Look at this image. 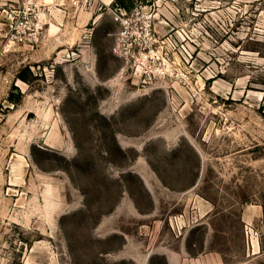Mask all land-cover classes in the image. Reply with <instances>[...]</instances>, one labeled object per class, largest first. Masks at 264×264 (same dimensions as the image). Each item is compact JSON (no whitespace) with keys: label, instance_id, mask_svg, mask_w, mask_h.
I'll return each mask as SVG.
<instances>
[{"label":"rangeland","instance_id":"1","mask_svg":"<svg viewBox=\"0 0 264 264\" xmlns=\"http://www.w3.org/2000/svg\"><path fill=\"white\" fill-rule=\"evenodd\" d=\"M116 1L0 0V264H264V0Z\"/></svg>","mask_w":264,"mask_h":264},{"label":"built area","instance_id":"2","mask_svg":"<svg viewBox=\"0 0 264 264\" xmlns=\"http://www.w3.org/2000/svg\"><path fill=\"white\" fill-rule=\"evenodd\" d=\"M19 7L11 32L10 42H24L38 38L45 28V14L57 5L75 6L78 10H90L98 0H13ZM104 1V0H103ZM14 4V6H16ZM20 13V14H19ZM151 24H147L149 28Z\"/></svg>","mask_w":264,"mask_h":264},{"label":"trees","instance_id":"3","mask_svg":"<svg viewBox=\"0 0 264 264\" xmlns=\"http://www.w3.org/2000/svg\"><path fill=\"white\" fill-rule=\"evenodd\" d=\"M134 0H117L116 3L120 4V6H123L125 8H131L133 6Z\"/></svg>","mask_w":264,"mask_h":264},{"label":"bare ground","instance_id":"4","mask_svg":"<svg viewBox=\"0 0 264 264\" xmlns=\"http://www.w3.org/2000/svg\"><path fill=\"white\" fill-rule=\"evenodd\" d=\"M47 1H51V0H47ZM170 259H171V261H172V260L175 261V260H174V256H171Z\"/></svg>","mask_w":264,"mask_h":264}]
</instances>
